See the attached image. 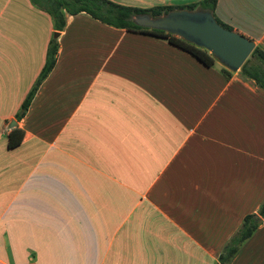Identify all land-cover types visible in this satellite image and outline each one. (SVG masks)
Listing matches in <instances>:
<instances>
[{
  "label": "crops",
  "instance_id": "1",
  "mask_svg": "<svg viewBox=\"0 0 264 264\" xmlns=\"http://www.w3.org/2000/svg\"><path fill=\"white\" fill-rule=\"evenodd\" d=\"M63 11L57 30L31 0H0V264H220L264 200V88L165 36ZM215 14L264 45V0ZM52 37L55 63L16 117ZM228 264H264V217Z\"/></svg>",
  "mask_w": 264,
  "mask_h": 264
},
{
  "label": "trees",
  "instance_id": "2",
  "mask_svg": "<svg viewBox=\"0 0 264 264\" xmlns=\"http://www.w3.org/2000/svg\"><path fill=\"white\" fill-rule=\"evenodd\" d=\"M34 4L44 8L50 15L55 29L60 30L65 24L64 11L76 13L84 10L93 17L113 26L124 27L128 30L149 32L159 36L167 37L168 41L177 47L188 51L198 58L205 65H212L216 58L206 48L198 46L183 37L162 29L144 27L137 24L132 16L141 12H148L151 16H158L169 10L187 8V9H207L212 12L217 22L224 27L233 29L223 22L215 14V5L217 0H197L184 5H154L150 7H137L115 2L113 0H31ZM241 33V32H240ZM248 37V36H247ZM250 38V37H248ZM251 39V38H250ZM57 51V41L52 37L49 41L45 63L43 64L34 84L23 99L16 117H20L28 108L31 99L38 88L40 82L46 77L55 63ZM244 76L253 79L257 85L264 88V45L255 44L252 52L246 58L239 68ZM223 72L229 76L231 70L223 66ZM9 134V146L16 145L23 134V130L18 127L12 128ZM14 132L17 134V140L14 139ZM259 214L247 213L244 215L239 227L231 234L222 250L218 255L220 264H228L236 255L241 243L246 240L257 228L261 217H264V200L261 202L258 210Z\"/></svg>",
  "mask_w": 264,
  "mask_h": 264
},
{
  "label": "water",
  "instance_id": "3",
  "mask_svg": "<svg viewBox=\"0 0 264 264\" xmlns=\"http://www.w3.org/2000/svg\"><path fill=\"white\" fill-rule=\"evenodd\" d=\"M132 19L144 27L175 33L206 48L232 71L240 68L255 46V42L246 35L217 22L207 9L179 8L158 16L141 12L134 14Z\"/></svg>",
  "mask_w": 264,
  "mask_h": 264
},
{
  "label": "rangeland",
  "instance_id": "4",
  "mask_svg": "<svg viewBox=\"0 0 264 264\" xmlns=\"http://www.w3.org/2000/svg\"><path fill=\"white\" fill-rule=\"evenodd\" d=\"M216 62H217L216 64H221V66H223V64H222L221 62H219L218 60H216ZM36 78H37V76H36ZM36 78H35V79H36ZM34 82H35V80H34ZM34 82L32 83V85L34 84ZM19 108H20V107H19Z\"/></svg>",
  "mask_w": 264,
  "mask_h": 264
}]
</instances>
